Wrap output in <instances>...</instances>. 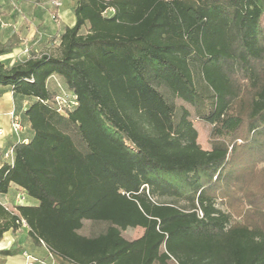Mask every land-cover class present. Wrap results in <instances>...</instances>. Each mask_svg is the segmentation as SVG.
I'll use <instances>...</instances> for the list:
<instances>
[{"label":"trees","instance_id":"trees-1","mask_svg":"<svg viewBox=\"0 0 264 264\" xmlns=\"http://www.w3.org/2000/svg\"><path fill=\"white\" fill-rule=\"evenodd\" d=\"M75 15L57 55L0 61V85L34 100L0 194L38 202L0 204V241L27 224L70 264H264V0H78ZM54 75L78 95L68 115ZM177 98L212 126L210 150ZM85 221L107 226L84 235ZM129 223L143 235L124 237Z\"/></svg>","mask_w":264,"mask_h":264},{"label":"crops","instance_id":"crops-1","mask_svg":"<svg viewBox=\"0 0 264 264\" xmlns=\"http://www.w3.org/2000/svg\"><path fill=\"white\" fill-rule=\"evenodd\" d=\"M24 1L28 5L26 9L17 11L11 7L15 4L13 0H0V44L15 37L17 41V47L12 52L0 56V61L9 68L41 55H57L62 33L66 28L76 26L75 9L78 0H62L57 10L45 0ZM53 14L57 16L56 20L53 19ZM61 80L59 76H52L48 81L49 89L55 93L67 90L66 84ZM33 101L32 98L17 95L11 86L0 85V165L8 163L1 156L2 153L15 148L19 143H29L33 138L32 125L25 112ZM12 111L18 113L23 122L24 131L20 135L12 132L9 117ZM21 192L22 190L13 184L8 194H0V204L6 207L38 205L37 201L28 196L24 195L23 200ZM20 201L24 203L21 204ZM18 247L22 248L23 252L16 256L0 258V264H70L51 254L44 246L36 244L30 238L26 224L16 233L7 232L0 241V251Z\"/></svg>","mask_w":264,"mask_h":264},{"label":"rangeland","instance_id":"rangeland-1","mask_svg":"<svg viewBox=\"0 0 264 264\" xmlns=\"http://www.w3.org/2000/svg\"><path fill=\"white\" fill-rule=\"evenodd\" d=\"M14 1V5H12V9H15L17 11H23L26 9V7L28 6L24 0H13ZM61 82H63L61 80ZM65 84V83H64ZM64 89L66 88L65 86H63ZM67 91V90H65ZM61 90L58 91V93L61 94ZM176 105L178 107H185L187 109H189L192 113L191 116V121H190V126L193 127L195 129L196 135H197V142L199 143V145L205 149V150H210L211 149V141H210V134H211V129L212 126L206 122H204L203 120L199 119L196 116L195 110L194 108L185 103L183 100L181 99H175ZM264 164H261L260 167H263ZM22 193V199L24 200L25 196ZM19 203H24L22 201H20ZM9 208H14L11 205H8ZM217 207L219 209H221L223 212L227 213H231L233 215V221L237 222V221H241L242 220V216L245 212L244 209H238L235 206L236 210H233V208L230 207L229 203L227 201L222 200L221 198L219 199L218 203H217ZM241 213V214H240ZM101 224V225H100ZM100 224H96L93 223L91 221H85L84 227L82 229V234L84 235H94L97 234L99 232H102V228H106L107 224L106 223H100ZM122 233L124 235V237L128 238V239H136L138 237H140L143 233V228L135 226L132 223L129 224H125L122 227ZM174 264V263H173Z\"/></svg>","mask_w":264,"mask_h":264},{"label":"built area","instance_id":"built-area-1","mask_svg":"<svg viewBox=\"0 0 264 264\" xmlns=\"http://www.w3.org/2000/svg\"><path fill=\"white\" fill-rule=\"evenodd\" d=\"M45 1H47L54 10L59 9L62 3V0H45ZM53 19L54 20L57 19V16L55 14H53ZM55 101L57 105V110L62 115H66V114L68 115L69 112L73 111L78 106V102H79L78 95L68 90L62 91L61 94L59 93L56 96ZM9 117L11 119L12 132L16 135H20L24 131V125L21 116L18 113L12 111L9 113ZM0 134H2V131H0ZM14 155H15L14 148H11L7 152L1 154L3 159L10 164H13ZM23 223L25 224V222Z\"/></svg>","mask_w":264,"mask_h":264}]
</instances>
